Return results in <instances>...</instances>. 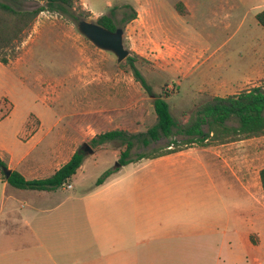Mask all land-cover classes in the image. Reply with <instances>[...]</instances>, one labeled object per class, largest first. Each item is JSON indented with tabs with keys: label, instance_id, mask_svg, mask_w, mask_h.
I'll return each instance as SVG.
<instances>
[{
	"label": "rangeland",
	"instance_id": "1",
	"mask_svg": "<svg viewBox=\"0 0 264 264\" xmlns=\"http://www.w3.org/2000/svg\"><path fill=\"white\" fill-rule=\"evenodd\" d=\"M42 4V1H29L23 2L22 7L33 9ZM128 5L136 10L137 17L123 22L126 12H132ZM178 5L186 10L185 14L177 10ZM80 7L86 12L87 19L96 22L102 14L116 8V19L119 27L124 29L126 48L130 55L142 58L137 61L138 68L154 93L166 96L178 121L186 122L197 105L213 96H227L264 86V27L256 18V14L264 9V0H245L244 4L237 0H79L74 9L80 10ZM19 51L15 63H0V113L9 109V98L16 106L15 118L19 120L32 113L40 116L46 126L59 120L58 128L79 121L86 124V130L84 137L73 143L71 150L76 147L82 150V145L87 143L94 152H86V158H89L69 181L74 188L66 186L68 182L64 189L53 193L20 191L19 203L15 206L18 219L14 223V244L19 248H44L42 232L38 231V238L30 233L42 214L38 210L34 215L33 207L43 209L47 205V209H52L58 202H69L77 195L86 206H94L93 214L85 213L77 241L73 226L66 229L63 226V232L52 233L47 248H108V218L100 217L95 207L97 200L107 198L108 184L103 188L96 184L106 170L117 167L120 152L114 160L113 149H118L115 143L95 147L90 141L115 123L130 124L127 130L132 132L146 131L157 122L154 97L136 80L126 59L118 61L115 53L96 46L80 32L78 21L67 14L42 11ZM19 64L22 66L18 67ZM41 76L52 78L50 92L55 96H61L63 92V100L47 99L49 92L44 90ZM60 78H66L63 84ZM224 84L232 87H214ZM79 86L100 87L91 88L86 93ZM124 86L131 88V92L125 93ZM94 90L99 92L96 98H93ZM111 90H117V99L110 97ZM78 97L82 99L79 107L76 106ZM47 103L53 105L47 106ZM32 118L34 116L30 115L29 126L37 124ZM229 124L236 125L237 122L230 121ZM183 137L176 136L178 143ZM50 138L46 137L28 161L35 160L42 153L39 160L50 162L47 149ZM169 141L164 138L149 147L135 148L132 156L138 152H162ZM247 141L250 147L246 152L249 155L257 153L256 164L264 167V136ZM232 146V143L225 145L228 150H238ZM195 147L203 146L191 144L184 150ZM174 158L171 162L162 159L130 162L115 169L111 179L121 177L133 181L143 175L147 180L168 181L171 174L166 172L167 168L195 164L189 155ZM49 171L50 167L44 175ZM185 172L181 174L189 175ZM0 176L4 177L1 169ZM8 210L9 206H6L5 214ZM260 229L264 232V222L260 223ZM8 243L6 238L5 245L0 248H8Z\"/></svg>",
	"mask_w": 264,
	"mask_h": 264
},
{
	"label": "crops",
	"instance_id": "2",
	"mask_svg": "<svg viewBox=\"0 0 264 264\" xmlns=\"http://www.w3.org/2000/svg\"><path fill=\"white\" fill-rule=\"evenodd\" d=\"M39 78L42 84L45 83L44 90L49 92L46 94L49 101L63 100V92L61 96L50 92L52 78ZM65 80L60 78L62 84ZM224 85L214 87H232ZM95 87L79 86L86 93ZM124 92H131V88L124 86ZM93 93V98L99 96L97 90ZM112 96L117 99V90H111ZM8 101L9 109L0 113V158L8 168L17 170L28 180L52 176L77 151V147L72 150L71 147L84 137L86 124L68 122L58 128L57 120L46 126L40 116L32 113L19 120L15 118V104L9 98ZM80 102L82 99L78 97L77 107L81 106ZM30 115L34 116L36 125H28ZM130 126L115 123L108 130H127ZM70 130H74L73 133ZM49 136L50 162L39 160L42 153L35 160L28 161L33 151ZM247 140L251 138L146 159L171 162L172 158L180 159L185 155L194 158L192 167L167 168L166 172L171 174L168 181L147 180L143 175L133 181L121 177L111 179L113 172L110 182L107 179L96 184L100 188L108 184L107 198L101 197L95 204L98 215L108 218V248H47L52 233L63 232V226L65 229L73 226L77 241L85 213L93 214L94 206H86L77 195L69 202H58L52 209H47V205L43 209L34 206V215L38 210L42 214L30 233L38 238V231L42 232L44 248H19L14 244V223L18 219L15 206L19 203L20 191L33 189L14 187L0 176V246L5 245L6 238L9 243L12 241L8 248H0V264H264V232L260 229V223L264 222L262 167L256 164L257 153L249 155L246 152L250 147ZM230 143L238 150H228L225 145ZM113 152L116 160L120 150L113 149ZM83 166L84 163L80 168ZM49 167L51 171L44 175ZM138 170L140 168L136 169L137 174ZM184 170L189 175H182ZM64 188L33 191L53 193ZM6 206L9 210L5 214Z\"/></svg>",
	"mask_w": 264,
	"mask_h": 264
},
{
	"label": "trees",
	"instance_id": "3",
	"mask_svg": "<svg viewBox=\"0 0 264 264\" xmlns=\"http://www.w3.org/2000/svg\"><path fill=\"white\" fill-rule=\"evenodd\" d=\"M42 1L43 4L33 9L22 7L23 2ZM79 0H0V63L9 65L20 55V45L28 31L32 28L36 18L42 11H55L67 14L74 20L86 18V12L75 10ZM132 12H126L123 22L132 21L137 17L134 8L128 5ZM177 10L185 14L186 10L178 6ZM260 25L264 27V9L256 14ZM97 22L110 30H116L119 25L116 19V8L109 13L102 14ZM142 59L138 55H128L127 63L133 74L145 91L154 97V109L157 122L146 131L132 132L125 129H112L96 134L90 141L92 146H101L113 142L120 150L118 162L121 166L142 159H153L163 155L175 153L191 144L202 146L225 144L229 142L264 136V86H257L227 96H213L197 105L190 113L186 122L178 121L172 114L169 102L164 94H155L137 61ZM230 121L237 122L230 125ZM184 136L178 143L176 136ZM170 139L162 152H138L135 157L132 152L138 147H149L162 139ZM86 152L78 149L70 160L62 165L55 173L47 178L26 179L17 170H12L9 177L3 168L7 163L0 158V169L4 174L2 179L10 185L20 189L56 190L67 184L83 165ZM119 167L106 170L98 178L97 185ZM260 180L264 189V167L260 170Z\"/></svg>",
	"mask_w": 264,
	"mask_h": 264
},
{
	"label": "water",
	"instance_id": "4",
	"mask_svg": "<svg viewBox=\"0 0 264 264\" xmlns=\"http://www.w3.org/2000/svg\"><path fill=\"white\" fill-rule=\"evenodd\" d=\"M78 28L80 32L89 40H91L96 46L103 50L115 53L118 61L125 60L130 54L128 48L125 46L124 29L122 27H118L113 31L96 21L89 20L87 18H81L78 20ZM82 150L87 153L94 152V149L87 143L82 145ZM115 166L120 167L121 164L116 162ZM3 169L6 173V176L9 177L12 170L8 167Z\"/></svg>",
	"mask_w": 264,
	"mask_h": 264
},
{
	"label": "built area",
	"instance_id": "5",
	"mask_svg": "<svg viewBox=\"0 0 264 264\" xmlns=\"http://www.w3.org/2000/svg\"><path fill=\"white\" fill-rule=\"evenodd\" d=\"M66 185V184H65ZM67 186L69 187V188H71L72 187V184L69 182L68 184H67Z\"/></svg>",
	"mask_w": 264,
	"mask_h": 264
}]
</instances>
